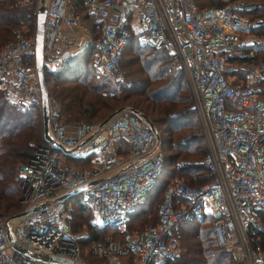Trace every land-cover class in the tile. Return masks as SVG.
Segmentation results:
<instances>
[{
	"label": "built area",
	"instance_id": "built-area-1",
	"mask_svg": "<svg viewBox=\"0 0 264 264\" xmlns=\"http://www.w3.org/2000/svg\"><path fill=\"white\" fill-rule=\"evenodd\" d=\"M200 1L81 0L85 10L80 12L72 0H46L42 64L49 73L62 71L73 53L91 46L97 73L120 90L123 53L132 40L174 57L204 138L201 165L211 178L197 186L174 179L159 197L155 223L130 230L129 218L146 203L163 167L156 135L128 110L104 125L69 123L48 94V138L43 136V144L16 169L23 210L38 209L22 218L0 213V264H61L49 262L52 256L90 264L87 255L101 259L99 264H171L180 250L179 225L206 217L218 246L237 264H264V249H254L249 240L252 229L264 234L262 78L256 71L238 77L229 61L241 43L253 42V36L244 37L256 26L251 14L257 4L229 0L208 6ZM87 16L96 22L95 38L83 26ZM64 28L80 35L71 38ZM34 32L27 35L17 28L0 48V88L21 110L36 104L41 111ZM122 142L126 152H120ZM64 153L88 165L68 164ZM86 185L77 194L91 212L90 224L119 238L105 235L82 249L83 235L71 231L70 208L58 199Z\"/></svg>",
	"mask_w": 264,
	"mask_h": 264
},
{
	"label": "trees",
	"instance_id": "trees-1",
	"mask_svg": "<svg viewBox=\"0 0 264 264\" xmlns=\"http://www.w3.org/2000/svg\"><path fill=\"white\" fill-rule=\"evenodd\" d=\"M72 2L80 12H84L85 9L81 0H72ZM200 2L208 6H220L226 3L223 0H201ZM258 5L256 11L251 14V18L257 17V14L258 16L261 13L264 14V6L261 8V5ZM35 9V0H0V35L11 36V40L14 36V31L20 26H26L31 30L28 33L33 32ZM85 21L89 23L92 37H97L94 18L87 16ZM258 21L259 23L252 29L251 34L264 37V20L258 19ZM87 48L94 52L91 46L85 47L81 51ZM261 48H264L262 44H258V46L254 43L242 45L239 48L242 54L231 56L229 61L232 63L242 62V64L248 65L254 62V60H258L255 53L256 50ZM128 50L130 52L134 51V56L138 60L140 59L139 69L147 74V78L144 79V87L150 84L153 86L152 90L148 93L143 91L138 94L137 97L141 100H132V102L127 103L128 99L134 96L133 91H131L133 81L131 84H125L120 90H114L107 84L110 89L106 91V81L99 85L97 83L87 84V80L83 78L81 84L77 85V81H80L78 76L77 79L70 82L71 84L64 86L67 87L64 88L67 89V93L65 90L63 91L65 99L72 97L69 96L70 93L75 94L79 91L80 87H83L81 88V94L75 95L76 103L67 105V107L65 106L67 112L70 113L69 120L72 121L71 123H82L79 121L82 119V114L85 113L87 115V123H100L110 113L120 107L133 108L146 116L159 134V148L164 157L157 185L149 196L150 198L154 196V192L160 189L162 194L165 186L175 178H181L190 186H197L207 182L211 178V173L201 165V161L206 153L204 138L195 111L192 108V99L183 79L184 75H182L183 73L180 70L178 72L172 70L171 66L175 64L174 57L165 51H154L139 45L135 40H132L127 45L123 58ZM80 56L85 60L87 72L92 71L93 66L89 62L91 54L88 56V53H81ZM64 69H68L67 66ZM79 69L80 63L76 70L79 71ZM63 71L49 73L44 70L48 94L53 95L50 83L55 84L56 81L62 82L60 80V73ZM251 71L254 70L248 66L240 73H237L236 70V75L242 78L247 72ZM260 83L263 87L262 96L264 98V80H261ZM84 92L86 93L84 94ZM87 93L91 94L86 97ZM94 119L96 121H93ZM41 122V111L38 105L30 104L27 108L21 110L18 106L8 102L4 91L0 88V213L13 215L21 212L24 208V205L20 201L22 193L15 166L16 164L27 163L35 147L43 144ZM32 144L34 146H31ZM64 157L65 162L68 164L76 166L88 165L87 161L71 159L67 153H64ZM179 163H182V165H178ZM149 197L143 206L147 204ZM64 203L70 208L71 220L73 216V220L76 221L74 225L70 223L71 231L79 233L84 227H87L90 231L88 237L84 238L82 236L79 239L82 249L89 248L92 242L101 240L105 235L119 238L116 232L110 229H99L89 223L90 217L87 212H90V210L79 202L78 194L67 197L64 199ZM137 214L138 212L129 218L128 227L130 230L142 229L136 225V218L140 212ZM260 216L264 221V213ZM203 225L208 226V228L203 229V232L200 233L194 230L197 240L194 242V249L189 250V254L192 253L196 259L191 264H237L229 251L219 247L215 241L211 230L210 217H206L200 221L181 223L176 231L178 240L180 237L179 232H182L185 227L197 228ZM249 240L254 249H264L263 233L252 229L249 233ZM85 259L90 264L102 262L101 259L91 255H87Z\"/></svg>",
	"mask_w": 264,
	"mask_h": 264
},
{
	"label": "rangeland",
	"instance_id": "rangeland-1",
	"mask_svg": "<svg viewBox=\"0 0 264 264\" xmlns=\"http://www.w3.org/2000/svg\"><path fill=\"white\" fill-rule=\"evenodd\" d=\"M227 0H223V2H226ZM229 1V0H228ZM233 1V0H231ZM246 2H249V3H253V4H260L261 5V8L262 6H264V0H244ZM36 2V9L38 8L39 4L40 3H37V0H35ZM259 6V5H258ZM254 19V22L257 24L259 23L258 19H261V20H264V14L261 13V15L257 14V17L253 18ZM89 23L87 21H85L83 23V26L85 27H89L88 25ZM19 28L23 29L24 30V33L27 34V35H31L33 32L31 33H28V31H31L29 30L26 26H20ZM17 29V28H16ZM34 29H35V24H34ZM250 36L253 38L251 40H253L252 43H254L256 46H258V44H262L264 46V37L261 36V35H254V34H250V35H247L244 37L245 40H247V38ZM11 38L10 37H7L5 35H0V46L2 47V45L4 43H6L7 41H9ZM251 42V41H250ZM251 43V44H252ZM243 44V43H241ZM240 44V46L236 47V49L234 51L231 52V56L233 55H238V54H242V52L239 50V48L242 46ZM0 47V48H1ZM81 53H88V56L89 54H91V56L89 57V62L92 64L93 68H92V71H88L86 70L85 66L86 64L84 63V59L82 56H80ZM254 53V52H253ZM257 54V59L258 60H254V62L250 63V64H242V62H234L235 65H236V68H237V73H240L242 71H244L245 67H250L252 68L254 71L258 72L262 78V80H264V72H263V69H264V63H263V60H264V48H261V49H258L256 50V53ZM75 57L74 58H78V63H80V69H79V78L80 81H77L78 83H76L77 85H80L81 84V80H87V84H94V83H97L98 85L105 82L106 80H103L104 78L99 75L97 73V70H96V59H95V56H94V52H92L91 50H89V48L83 50V51H78L76 52L75 54ZM87 59V58H86ZM173 63V62H172ZM233 63V64H234ZM140 59L138 60V58L136 56H134V51L133 52H130V50H128L125 54H124V58H123V62H122V67H121V72L123 73L124 75V79H125V84H131L132 81H133V88L131 91H133V95L134 96H131L127 103L128 102H132V100H135V101H139L141 99H139L137 97L138 94H140L141 92L145 91V92H149L152 90L153 86L152 85H147L146 87H144V79H146L147 77V74L145 72H142L140 69ZM172 67V70L174 72H178V70H176L175 68V65L171 66ZM179 74H181L179 72ZM183 75V74H182ZM94 76V77H93ZM183 79L187 85V82H186V79L185 77L183 76ZM55 82V80H53ZM62 82L59 83L56 81L55 84H51L50 82V87L52 89V96L57 100V103H58V106H59V113L61 115V118L69 123H71L72 121L69 120V117H70V113L67 112L66 110V107L67 105H72V104H75L76 101H75V95H79L81 94V88L83 87H80L79 91L76 92L75 94L74 93H70L69 96H72L70 98H64V94H63V91L65 90L66 93H67V89H64V88H67V87H64L65 85H69L71 84L70 82H65V80H61ZM106 85L108 84L107 81L105 82ZM11 86V88H15V86L13 84H9ZM109 85V84H108ZM106 86V91H108L110 88L109 86ZM187 88H188V85H187ZM189 90V88H188ZM4 91V90H3ZM190 92V90H189ZM86 92H84L85 94ZM91 93H87L86 97H88ZM4 95L5 97L8 99V102H10L11 104H13L11 102V97L7 94V92H4ZM8 96V97H7ZM70 102V104H69ZM66 106V107H65ZM192 108H193V105H192ZM195 111V110H194ZM196 114V113H195ZM197 117V116H196ZM87 118V115L84 113L82 114V119H80L79 122H88V120H86ZM98 120V119H97ZM41 121H42V117H41ZM90 121V120H89ZM93 121H96V119H94ZM200 126V125H199ZM201 128V127H200ZM41 130H42V122H41ZM42 132V136H43V130L41 131ZM125 144V143H124ZM31 146H34L33 144ZM126 149H127V145H126ZM19 164H16L15 168L17 169ZM175 179H181V178H175ZM154 196L150 198V200L147 202V204L143 207V209H141L140 211V214L139 216L136 218V225H138L139 227L141 228H144V226L146 227L147 225H151V224H154L155 220H156V212H157V207L159 205V197L161 195V189L157 192H154L153 193ZM6 214V213H4ZM71 214V213H70ZM88 216L90 217V221H91V214L90 212L88 211L87 212ZM262 220V218H260ZM89 221V223H90ZM263 221V220H262ZM75 220H73V216H72V220H71V217H70V221H69V224L71 223V225H74L75 224ZM204 228H208L207 225H203L201 227H197V228H191V227H185L182 232H179L180 234V237H179V247H180V250H179V253H178V256L176 258V260L171 263V264H191L193 260L196 259V257L191 253L189 254V250L191 249H194V242L195 240H197L196 236H195V233H194V230L197 232H203V229ZM90 233V231L88 230L87 227H84L82 228L80 231H79V234H82L83 237H88V234ZM230 253V252H229ZM230 255L232 256V254L230 253ZM233 258V256H232ZM234 260V258H233Z\"/></svg>",
	"mask_w": 264,
	"mask_h": 264
},
{
	"label": "water",
	"instance_id": "water-1",
	"mask_svg": "<svg viewBox=\"0 0 264 264\" xmlns=\"http://www.w3.org/2000/svg\"><path fill=\"white\" fill-rule=\"evenodd\" d=\"M45 2L46 0H40V4L37 8V15L35 18V32H34V64L37 69L38 73V78L40 82V88H41V117H42V130H43V136L45 138H48V104H47V97H48V90L46 86V81H45V75H44V69H43V64H42V52H43V29H44V11H45ZM131 111L135 114H137L143 121L150 127V129L153 131V133L156 135V138L159 140V134L154 127V125L150 122V120L144 116L143 114L139 113L137 110L133 108H126V107H120L116 110H114L112 113L108 115L106 119L100 122V125H104L109 119L112 117L118 115L122 111ZM58 149L62 150V147L60 144L55 143L54 144ZM94 182L88 185H92ZM88 185L79 188L77 190H74L68 194L63 195L60 197L58 200H64L67 197L77 194L84 188H86ZM45 204L39 205V207H44ZM38 209L37 206H31L21 212H18L16 214L12 215V218H22L30 214L31 212L35 211ZM49 262L51 263H61V264H71L70 261L65 260L63 258H59L56 256H52L48 258ZM80 264V263H79Z\"/></svg>",
	"mask_w": 264,
	"mask_h": 264
},
{
	"label": "crops",
	"instance_id": "crops-1",
	"mask_svg": "<svg viewBox=\"0 0 264 264\" xmlns=\"http://www.w3.org/2000/svg\"><path fill=\"white\" fill-rule=\"evenodd\" d=\"M64 32L66 34L70 35L71 38L72 37H76L77 35L78 36L80 35V32L78 30H76V29L72 30V29H69V28H64ZM249 44H251V42H248L245 45H249ZM75 53H73V55L69 59V62H68L69 64L67 65L68 69H66V70L63 69L64 71L62 70L63 72L60 73L61 74V79L60 80H63V81L65 80V82H73L75 79H77L79 72H78V70H76V68L78 67L79 63H76L78 61H77V58H74L75 57L74 56ZM120 152H126V144H124V142L121 143ZM149 200H150V197H149ZM143 207L144 206L139 208V210L137 211L138 214H139L140 210L143 209Z\"/></svg>",
	"mask_w": 264,
	"mask_h": 264
}]
</instances>
